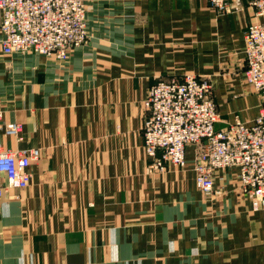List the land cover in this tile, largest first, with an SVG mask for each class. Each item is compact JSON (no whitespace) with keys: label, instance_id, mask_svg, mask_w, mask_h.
I'll return each mask as SVG.
<instances>
[{"label":"crops","instance_id":"obj_1","mask_svg":"<svg viewBox=\"0 0 264 264\" xmlns=\"http://www.w3.org/2000/svg\"><path fill=\"white\" fill-rule=\"evenodd\" d=\"M236 2L219 14L208 0H86L89 38L67 59L0 55V142L41 151L26 188L0 172V264H264V209L237 169L219 170L209 196L195 145L186 168L165 171L144 149L143 101L160 78L208 75L217 128L259 114L245 31L263 18Z\"/></svg>","mask_w":264,"mask_h":264},{"label":"built area","instance_id":"obj_2","mask_svg":"<svg viewBox=\"0 0 264 264\" xmlns=\"http://www.w3.org/2000/svg\"><path fill=\"white\" fill-rule=\"evenodd\" d=\"M208 1L219 14L239 4ZM248 1L263 18L245 31L244 78L260 96L259 114L251 122L236 119L217 128L220 112L210 77L186 73L181 79L160 78L149 87L143 101V135L151 170L186 168V147L195 145L199 189L209 196L218 194V171L237 169L240 192L257 210L264 209V0ZM88 38L86 0H0V55L34 52L64 60ZM22 129V122L10 121L5 132L22 139ZM40 154L39 148L12 150L0 142V172L8 187L24 189L30 184V165Z\"/></svg>","mask_w":264,"mask_h":264},{"label":"bare ground","instance_id":"obj_3","mask_svg":"<svg viewBox=\"0 0 264 264\" xmlns=\"http://www.w3.org/2000/svg\"><path fill=\"white\" fill-rule=\"evenodd\" d=\"M186 157H187V155H186ZM167 170V169H166Z\"/></svg>","mask_w":264,"mask_h":264},{"label":"rangeland","instance_id":"obj_4","mask_svg":"<svg viewBox=\"0 0 264 264\" xmlns=\"http://www.w3.org/2000/svg\"><path fill=\"white\" fill-rule=\"evenodd\" d=\"M88 22V21H87Z\"/></svg>","mask_w":264,"mask_h":264}]
</instances>
